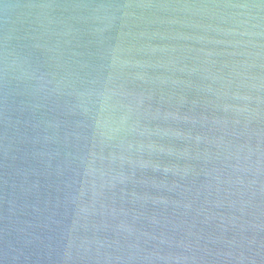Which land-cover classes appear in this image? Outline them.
<instances>
[{
	"label": "water",
	"instance_id": "1",
	"mask_svg": "<svg viewBox=\"0 0 264 264\" xmlns=\"http://www.w3.org/2000/svg\"><path fill=\"white\" fill-rule=\"evenodd\" d=\"M0 264H264V0H0Z\"/></svg>",
	"mask_w": 264,
	"mask_h": 264
}]
</instances>
